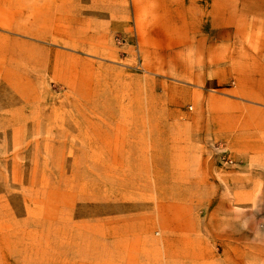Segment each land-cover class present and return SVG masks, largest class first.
Masks as SVG:
<instances>
[{
  "label": "rangeland",
  "instance_id": "rangeland-1",
  "mask_svg": "<svg viewBox=\"0 0 264 264\" xmlns=\"http://www.w3.org/2000/svg\"><path fill=\"white\" fill-rule=\"evenodd\" d=\"M173 1L134 0L138 28L142 15L171 25ZM187 3L212 21L224 15V36L260 64V80L240 94L251 141L264 122V0H180L181 9ZM77 8V0H0V264H124L147 235L160 256L144 263L166 264L165 234L195 228L213 254L206 259L219 258L216 238L224 264H264V147L224 149L216 101L205 110L211 127H176L180 112L160 121L156 105L147 111L148 93L135 96L156 87L137 45L115 38L99 57ZM200 93L208 104L211 93ZM206 135L214 143H179Z\"/></svg>",
  "mask_w": 264,
  "mask_h": 264
},
{
  "label": "crops",
  "instance_id": "crops-1",
  "mask_svg": "<svg viewBox=\"0 0 264 264\" xmlns=\"http://www.w3.org/2000/svg\"><path fill=\"white\" fill-rule=\"evenodd\" d=\"M84 2H87V6L85 3L82 4L81 0H77L78 26H92L93 48L99 51V57L102 56L101 49L116 38L125 48L136 44L140 50L141 63L148 70L147 76L152 70L151 75L156 87L146 92L143 89L135 91V96L140 99H143L146 93L152 98L147 111H155L153 106L156 105L158 107L156 113L160 114L159 119L162 122L170 120L171 113L180 112L182 121L176 119L174 126L199 130L202 127H211V124L209 126L205 123V110L207 107L212 109L210 102L216 101L221 103L220 109L224 108L221 110L222 124L219 130L220 140L224 139V149L249 142L264 147V122L253 127L251 141L246 138L245 102L240 96L248 88L247 81L260 80V64L255 62L253 57L250 59L252 62H246L240 52L239 41L224 36V15L212 21V17L215 16L212 13H202L194 9L190 3L181 9L180 0H174L171 25L165 21H154L150 25L149 16H141V12L143 25L139 29V15L134 8V0H84ZM203 7L208 10L207 6ZM208 20H211L209 27ZM174 24L181 26L182 30H174ZM168 26L173 28V39L162 35ZM213 26H220V29L214 31ZM213 39L221 40L220 44H213ZM202 88H207L211 93L208 96V104H203L200 93ZM252 90H255L254 86ZM217 92H224V95H215ZM186 103L198 107L199 110L193 112L194 107L191 106L190 111H186L183 109ZM215 138L216 136L212 135L203 138L200 136L183 138L179 143L212 144ZM261 156L259 154V160ZM189 191L204 190L195 186ZM163 239L166 241L164 254L168 252L172 257L166 264H224L223 240L218 241L215 238L216 245L220 243L219 258L206 259L213 254L209 253L210 250L206 247L207 239L199 235L196 228L188 235L167 233ZM157 245L158 240L154 236L142 237L140 247L135 245L127 252L129 260L124 264H145L144 261L148 258L160 256V251L154 250ZM181 257L197 259H175Z\"/></svg>",
  "mask_w": 264,
  "mask_h": 264
}]
</instances>
